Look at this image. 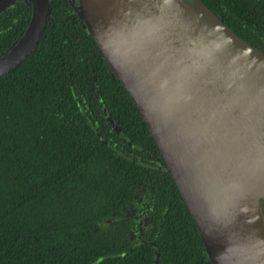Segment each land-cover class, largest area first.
<instances>
[{
    "label": "trees",
    "instance_id": "1",
    "mask_svg": "<svg viewBox=\"0 0 264 264\" xmlns=\"http://www.w3.org/2000/svg\"><path fill=\"white\" fill-rule=\"evenodd\" d=\"M49 1L43 37L0 76V264H208L127 91L69 1ZM200 1L264 51V0ZM30 13L0 12V55Z\"/></svg>",
    "mask_w": 264,
    "mask_h": 264
},
{
    "label": "water",
    "instance_id": "2",
    "mask_svg": "<svg viewBox=\"0 0 264 264\" xmlns=\"http://www.w3.org/2000/svg\"><path fill=\"white\" fill-rule=\"evenodd\" d=\"M24 1L30 17L0 76L49 23V0ZM68 1L139 111L207 263L264 264V51L200 0Z\"/></svg>",
    "mask_w": 264,
    "mask_h": 264
},
{
    "label": "flooded vegetation",
    "instance_id": "3",
    "mask_svg": "<svg viewBox=\"0 0 264 264\" xmlns=\"http://www.w3.org/2000/svg\"><path fill=\"white\" fill-rule=\"evenodd\" d=\"M262 210H263V214H264V200H262Z\"/></svg>",
    "mask_w": 264,
    "mask_h": 264
}]
</instances>
